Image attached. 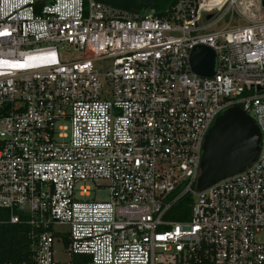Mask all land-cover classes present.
<instances>
[{"label": "built area", "instance_id": "2783aa9c", "mask_svg": "<svg viewBox=\"0 0 264 264\" xmlns=\"http://www.w3.org/2000/svg\"><path fill=\"white\" fill-rule=\"evenodd\" d=\"M262 2L176 0L156 16L0 0V224L28 226L30 264H264ZM64 44L80 56L61 59ZM198 45L211 76L190 68ZM232 106L258 126V154L198 191L204 137ZM91 185L109 200L86 199ZM184 195L188 219H167Z\"/></svg>", "mask_w": 264, "mask_h": 264}, {"label": "water", "instance_id": "95a60500", "mask_svg": "<svg viewBox=\"0 0 264 264\" xmlns=\"http://www.w3.org/2000/svg\"><path fill=\"white\" fill-rule=\"evenodd\" d=\"M95 1L141 12L149 9L155 0ZM214 61V52L207 46L198 45L190 51L189 65L198 75L211 76ZM259 141V128L249 114L237 106L223 110L214 118L204 137L195 189L200 191L221 178L241 172L255 160Z\"/></svg>", "mask_w": 264, "mask_h": 264}, {"label": "trees", "instance_id": "16d2710c", "mask_svg": "<svg viewBox=\"0 0 264 264\" xmlns=\"http://www.w3.org/2000/svg\"><path fill=\"white\" fill-rule=\"evenodd\" d=\"M176 0H155L150 6L153 15H161ZM191 195L180 197L166 214L169 220H185L189 217ZM89 260L86 254H75L73 264H84ZM32 250L28 226L21 224H0V264H30Z\"/></svg>", "mask_w": 264, "mask_h": 264}, {"label": "rangeland", "instance_id": "374dc122", "mask_svg": "<svg viewBox=\"0 0 264 264\" xmlns=\"http://www.w3.org/2000/svg\"><path fill=\"white\" fill-rule=\"evenodd\" d=\"M149 12V9L147 10ZM260 12H264V8H260ZM63 50L61 51L60 58L61 59H72L80 56V53L73 47L68 45H63ZM96 66L101 70H106L109 65L110 61H97ZM88 200H95V201H108L109 200V190L106 186L103 187H96L94 185H91V191L88 197H86ZM58 229H65V226H58ZM258 238L260 240H264V234L258 235ZM55 259L59 262H64L68 260V256L63 252V250L60 248L59 242L55 244Z\"/></svg>", "mask_w": 264, "mask_h": 264}]
</instances>
